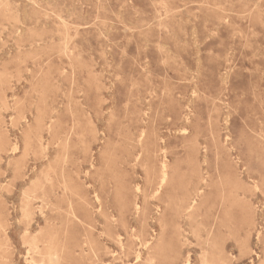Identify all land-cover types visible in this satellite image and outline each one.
<instances>
[{"label":"rangeland","instance_id":"1","mask_svg":"<svg viewBox=\"0 0 264 264\" xmlns=\"http://www.w3.org/2000/svg\"><path fill=\"white\" fill-rule=\"evenodd\" d=\"M51 254L264 264V0H0V264Z\"/></svg>","mask_w":264,"mask_h":264},{"label":"bare ground","instance_id":"2","mask_svg":"<svg viewBox=\"0 0 264 264\" xmlns=\"http://www.w3.org/2000/svg\"><path fill=\"white\" fill-rule=\"evenodd\" d=\"M166 178H167V172H164V174H163V180L165 181ZM51 255L48 257L49 261L47 262V264H54V262H56L58 260L57 259V256H55V254H51Z\"/></svg>","mask_w":264,"mask_h":264}]
</instances>
